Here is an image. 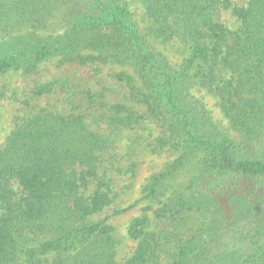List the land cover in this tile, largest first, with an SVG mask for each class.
<instances>
[{"label": "trees", "instance_id": "trees-1", "mask_svg": "<svg viewBox=\"0 0 264 264\" xmlns=\"http://www.w3.org/2000/svg\"><path fill=\"white\" fill-rule=\"evenodd\" d=\"M65 1L69 32L54 37L25 30L58 0H0V77L54 57L85 64L74 56L83 52L139 76L178 157L143 188L163 203L157 212L171 230L151 233L146 215L133 219L127 234L138 243L122 264H160L169 250L168 264H264V0H140L148 36L178 40L187 53L176 67L118 0ZM222 7L237 29L216 20ZM195 88L219 95L240 141L220 130ZM100 147L78 117H36L11 133L0 149V264H118L109 217L89 220L110 203L108 191L84 193Z\"/></svg>", "mask_w": 264, "mask_h": 264}, {"label": "rangeland", "instance_id": "rangeland-1", "mask_svg": "<svg viewBox=\"0 0 264 264\" xmlns=\"http://www.w3.org/2000/svg\"><path fill=\"white\" fill-rule=\"evenodd\" d=\"M229 1L232 6H245L250 0ZM118 2L131 13L153 48L166 55L175 67L183 61L187 53L178 40L163 43L148 36L151 23L140 0ZM66 12L67 2L58 0L54 11L43 17L41 25L25 32L62 37L69 32ZM215 18L231 30L240 26L230 7L219 8ZM2 38L0 35V40ZM74 56L87 62L80 64L54 57L0 77V149L13 131L23 128L36 117L81 118L88 132L102 140V147L93 152L92 170L95 174L89 176L90 182L84 193L88 196L103 186L111 199L89 220L93 223L109 217L107 223L112 227L111 235L116 241L115 260L122 264L133 255L138 243L127 234L133 219L146 215L150 219L147 229L151 233L171 230L157 212L163 203L158 199L144 198L143 188L151 175L161 172L178 157V152L169 144V134L160 117L144 101L148 91L133 69L93 61L89 52ZM218 73L223 79L230 77L227 70ZM193 91L205 102L220 130L240 141L242 136L225 116L219 95L204 88ZM113 116L121 121L115 122ZM120 210L125 211L116 214ZM35 239L41 241L44 236ZM28 240L34 242L32 237ZM169 252L171 250L162 253L160 264L171 262Z\"/></svg>", "mask_w": 264, "mask_h": 264}]
</instances>
